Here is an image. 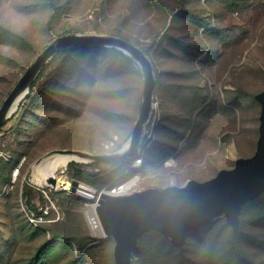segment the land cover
Instances as JSON below:
<instances>
[{
	"label": "rangeland",
	"instance_id": "obj_1",
	"mask_svg": "<svg viewBox=\"0 0 264 264\" xmlns=\"http://www.w3.org/2000/svg\"><path fill=\"white\" fill-rule=\"evenodd\" d=\"M68 35L119 38L149 61L144 165L71 161L56 173L90 189L89 198L33 183L34 165L55 151L123 150L143 101L131 56L100 45L60 49L0 129V264H115L113 239L95 235L86 218L100 191L131 180L134 192L205 182L256 150L264 0H0V108ZM183 244L149 231L133 264H264V193L243 206L235 235L218 215Z\"/></svg>",
	"mask_w": 264,
	"mask_h": 264
},
{
	"label": "water",
	"instance_id": "obj_2",
	"mask_svg": "<svg viewBox=\"0 0 264 264\" xmlns=\"http://www.w3.org/2000/svg\"><path fill=\"white\" fill-rule=\"evenodd\" d=\"M110 46L135 59L144 77V94L139 118L124 151L110 155H91L72 150L55 151L89 159L90 163L106 164L124 161L138 153L141 134L147 122L154 89V77L149 61L128 42L114 37L68 35L57 39L29 66L13 91L0 108V129L15 112L19 102L29 93L39 72L60 49L76 46ZM260 105L258 139L251 157H237L234 168L220 169L216 176L205 182L190 180L183 187L148 188L128 196H110L99 193L92 200L96 204L104 239H113L115 264H133V252L138 240L147 232L155 231L174 245L182 246L191 231L199 230L223 215L234 232L239 226L243 205L264 193V91L255 95ZM46 186L54 187L57 179L49 176ZM68 192L75 194L81 186L78 181L69 183Z\"/></svg>",
	"mask_w": 264,
	"mask_h": 264
},
{
	"label": "bare ground",
	"instance_id": "obj_3",
	"mask_svg": "<svg viewBox=\"0 0 264 264\" xmlns=\"http://www.w3.org/2000/svg\"><path fill=\"white\" fill-rule=\"evenodd\" d=\"M71 161L88 162L89 159L73 154L53 153L47 155L40 161V163L34 165L31 175L33 183H35L38 186L46 185L45 183L46 178L49 176H53L57 179V184L55 188L67 190L70 184L64 178L57 176L56 173L58 171H64L68 163ZM134 182L135 180H132L130 183L127 184V187L132 186ZM88 193H91V190L83 186H80V188H78L76 192L77 195H80L84 198L90 197ZM94 206L95 204L93 203V207ZM93 230H94L93 233L95 235L103 236V232L100 227Z\"/></svg>",
	"mask_w": 264,
	"mask_h": 264
},
{
	"label": "built area",
	"instance_id": "obj_4",
	"mask_svg": "<svg viewBox=\"0 0 264 264\" xmlns=\"http://www.w3.org/2000/svg\"><path fill=\"white\" fill-rule=\"evenodd\" d=\"M131 159L133 160V163L131 165V171H138L143 165H144V152H142L139 148H138V153L131 157ZM19 173V169H17L15 171V176ZM132 181V180H131ZM129 181V182H131ZM129 182H124V183H120V184H117L115 185L114 187L110 188V189H107V190H102L100 191L99 193H106L110 196H128V195H131L134 192V188L136 187V183L133 184L132 186L130 187H127V184ZM98 193V194H99ZM96 204L95 206L91 207L89 213H87V222H88V225L89 227L91 228L92 232L94 231L93 229H97L98 227L101 228V225H100V222H99V219L97 217V214H96Z\"/></svg>",
	"mask_w": 264,
	"mask_h": 264
},
{
	"label": "trees",
	"instance_id": "obj_5",
	"mask_svg": "<svg viewBox=\"0 0 264 264\" xmlns=\"http://www.w3.org/2000/svg\"><path fill=\"white\" fill-rule=\"evenodd\" d=\"M82 47L93 48L94 46H85V45H82V46H76V47H74V48H82ZM120 53H121V52H120ZM121 54H122V53H121ZM31 89H32V87H31ZM31 92H32V91H31ZM26 99H28V97H26ZM127 162H128V161H127ZM71 165L74 166V163H72ZM119 183H120V182H119ZM119 183H118V184H119ZM114 185H115V184H114ZM109 188H111V187H109ZM109 188H108V189H109ZM262 194H263V193H262ZM262 194H261V195H262ZM254 200H255V199H254ZM252 201H253V200H252ZM249 202H251V201H249ZM249 202H247V203H249ZM247 203H245L243 206H245ZM242 208H243V207H242ZM231 229H232V227H231ZM150 232H155V231H150ZM157 233H158V232H157ZM236 233H237V231L234 232V231L232 230V234H233V235H235ZM159 234H160V233H159ZM140 239H141V238H140ZM140 239H139V240H140ZM139 240H138V242H139ZM172 244H173V243H172ZM173 245H174V244H173ZM183 245H184V244H183ZM174 246H175V247H182V246H176V245H174ZM137 248H138V244H137ZM137 248H136V250H137ZM136 250H135V251H136ZM135 251L133 252V254L135 253Z\"/></svg>",
	"mask_w": 264,
	"mask_h": 264
}]
</instances>
